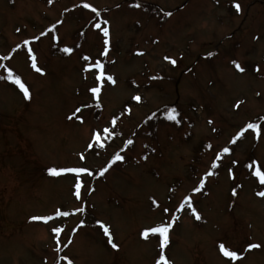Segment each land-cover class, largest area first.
<instances>
[{
	"label": "rangeland",
	"instance_id": "rangeland-1",
	"mask_svg": "<svg viewBox=\"0 0 264 264\" xmlns=\"http://www.w3.org/2000/svg\"><path fill=\"white\" fill-rule=\"evenodd\" d=\"M257 167L264 0H0V264H264Z\"/></svg>",
	"mask_w": 264,
	"mask_h": 264
},
{
	"label": "snow or ice",
	"instance_id": "snow-or-ice-1",
	"mask_svg": "<svg viewBox=\"0 0 264 264\" xmlns=\"http://www.w3.org/2000/svg\"><path fill=\"white\" fill-rule=\"evenodd\" d=\"M49 2H51V0H49ZM85 7H87V8H92V5H91V4H86ZM235 8H236L237 11H240V4H239V3H235ZM95 11H96V10L93 8V12H95ZM169 15H170V13H169ZM104 23L107 24L108 22H107V21H104ZM95 27H96L97 29H101V25H100L99 23H96V24H95ZM101 30H102L103 35H104V37H105L104 43L107 44V43H108L107 37L109 36V29H108V27H103ZM17 31H18V29H17ZM42 35H43V33H42ZM34 39H35V38H34ZM24 43L27 44L28 41L25 40ZM16 47L19 48L20 45H17ZM65 51H69V52H70L71 49H70V48H65ZM165 58H166V59H170L169 57H165ZM171 62H172L173 64L176 63V61H175L174 59H172ZM233 63L235 64L236 68H238V69H240L241 71H243V69L240 68V64H239V63H237L236 61H233ZM33 67H36L35 63H33ZM95 67H97V68H102V65L100 64L99 61H97ZM37 71L42 72L43 69L37 68ZM103 76H104V72L101 71V72L99 73V75L95 77V79H96V80H99V79H100L101 77H103ZM8 78H9V79H12V78H13L12 75H11V69H9V77H8ZM107 79H108L109 81H111L112 83H115V81H114V79H113L112 76H108ZM15 83L18 84V85L20 86V88H21L22 91H23V95H24L26 98H29V91H28V89L24 86V84L21 83L20 78H19L18 76L15 77ZM90 91H91L92 93H99V92L101 91V89H100L99 86H93V87L90 89ZM133 99L136 100V101H139V100L141 99V97H140L139 95H136V96L133 97ZM239 103H240V102L237 101V104H239ZM78 112H80V109H79V108H77V109L75 110V112L73 113V115H75V113H78ZM174 112H175V109H171V110L169 111V116H168L169 119H172V120H175V119H176V116H175L174 114H172V113H174ZM77 118H78V119H82V117H77ZM113 123H115V120H113ZM247 127H248V128H256L257 125H256V124H248ZM103 131L107 133V132H108V129L105 128V129H103ZM109 134H111V133H109ZM94 138H95L96 140H99V139H100V134H99V132L94 133ZM129 143H131V141H129ZM89 147H92V145L90 144ZM222 151L225 152V153H227V152H229V148H228V147H224V148L222 149ZM81 158L83 159V156H81ZM123 158H124L123 156L116 155V156L113 157V160H122ZM109 163H111V161H110ZM48 171H49L50 173H52V174H59V173H62V172L88 173V172H89V169H88V168H85V167L60 168V169H57V168H49ZM100 171H101V174H102L104 171H106V169H103V168H102ZM229 171H231V170H229ZM204 175H205V177H206V176L210 175V173L206 172ZM254 175L257 176V177H259V178L261 179V181L264 182V172H261V171H260V168L257 167V168L255 169ZM81 183H82V182L80 181V179L77 178V180H76V184H75V187H76V189H77V196H79V189H80V187H81ZM199 183H200L201 186H203L204 183H205V180H204V179H200ZM193 191H198V189H195V188H194ZM232 192H233V195H235V194H236V189H235V188L232 189ZM259 195H260L261 197H264V191L260 192ZM185 199L187 200L188 198L186 197ZM81 210H82V209H77V211H81ZM163 211H164V212H168L169 210H168V208H164ZM57 214L59 215L60 213H57ZM63 215L66 216V215H68V213L65 212V213H63ZM29 219H31V220H43V221H47V220L50 219V217H48V216H32V217H30ZM196 219H200L199 214L196 215ZM81 223H83V221H81ZM97 223H100V222L97 221ZM171 227H172V224H171V223H161V224L156 225L155 227H150V228L145 229V230L142 232V235L147 236L149 232H151V233H159V235H160V237H161L160 245H161V247H163V245H165V244L168 243V240H169V237H168V231H169V229H170ZM52 231H53V232H57V233H59V232H60V228H58V227L53 228ZM104 232H105V234H107L108 237H109V239H108V243H109L113 248H117L118 245L115 244V243L113 242V240H112V238H111V234H110V232H109V230H108L107 227L104 228ZM247 247L250 249V248H253V247H259V245H253L252 243H249V244L247 245ZM219 248H220V251L223 252V254H224L225 256H227V257H231L232 259H236V258H237V252H236V251H230L228 248H226V247L223 245V243H221V244L219 245ZM164 260H165V257H164L163 254H161L160 257H159V260L156 262V264H160V261H164ZM165 264H168V262L165 261Z\"/></svg>",
	"mask_w": 264,
	"mask_h": 264
}]
</instances>
